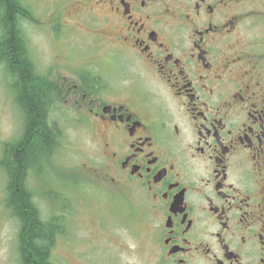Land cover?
Segmentation results:
<instances>
[{
  "label": "flooded vegetation",
  "instance_id": "flooded-vegetation-1",
  "mask_svg": "<svg viewBox=\"0 0 264 264\" xmlns=\"http://www.w3.org/2000/svg\"><path fill=\"white\" fill-rule=\"evenodd\" d=\"M47 1L44 31L94 40L76 68L40 77L48 125L89 136L94 180L74 179L97 200L68 177L47 195L44 263L264 264V0ZM22 19L36 31L33 10ZM8 218L13 261L38 264Z\"/></svg>",
  "mask_w": 264,
  "mask_h": 264
},
{
  "label": "trees",
  "instance_id": "trees-1",
  "mask_svg": "<svg viewBox=\"0 0 264 264\" xmlns=\"http://www.w3.org/2000/svg\"><path fill=\"white\" fill-rule=\"evenodd\" d=\"M24 1L0 0V61L5 64L6 74L12 79L14 101L23 120V134L18 140L5 145L1 162L7 175L5 205L11 217L16 214L21 220L20 241L30 244L38 264H45L52 230L30 201L24 177L25 168L34 156L33 151L37 161L39 150L55 148L58 136L56 129L47 123L44 79L28 56V32L25 36L20 29L22 17L32 18V10ZM35 161H31L32 164L37 163ZM87 168L90 170L83 165L81 177ZM88 172L94 175L93 171ZM68 192L70 198L76 196L75 190Z\"/></svg>",
  "mask_w": 264,
  "mask_h": 264
},
{
  "label": "rangeland",
  "instance_id": "rangeland-1",
  "mask_svg": "<svg viewBox=\"0 0 264 264\" xmlns=\"http://www.w3.org/2000/svg\"><path fill=\"white\" fill-rule=\"evenodd\" d=\"M26 5L33 10L36 17L40 18V23L36 26V31L31 32L28 35L30 42L35 44L32 55L34 57V63H36L37 72L41 75L45 74V71L48 69V66L52 68H56L60 62L62 66H70L72 68H76L75 65L82 62V60L87 57L93 55L95 52L94 47H87L86 44H93V37L91 35H81L76 36L72 29L65 28V34L67 37L61 36L58 39L57 35L62 31L60 25L51 20L54 24L51 27V31H44L43 26L46 24V20L49 18L46 11V5L48 4L47 0H37L36 4L30 3L28 0H25ZM50 8V7H49ZM59 22V21H58ZM96 59V58H95ZM97 62L100 60L96 59ZM61 67H59L60 69ZM57 69V70H59ZM59 74H62L60 71ZM4 78L3 83L0 78V84L2 83V88L0 89V153L1 146L5 141L12 140L18 133L19 128L21 126V118H19V113L14 105L12 93L15 94V91L10 86V82H12L11 77ZM82 134L80 136L76 135H64L61 138V147L53 152V156L55 162L53 160L50 161V154L44 155V160L39 163H35V172L32 170V180L36 182V192L37 194L42 193L44 190L48 189V184L45 180L46 176H50L52 186L59 188V184L51 174L49 167L53 169V172L57 176H66L71 180H76L74 178H78L83 175L80 164H78L77 159L74 155L76 153L81 154L82 160H86L88 153H85L80 148H76L74 146L66 147L67 145H76L78 147L83 146V148L88 152L90 141L88 134L84 133L83 130L80 131ZM65 158H69L70 162L68 164H63L62 161ZM91 164H94V161H89ZM45 167V168H44ZM44 169V171H43ZM88 168L84 171L85 179L94 180V177L91 173H89ZM49 180V179H47ZM5 183L4 176L0 173V195L3 191V186ZM77 184V183H76ZM75 184V185H76ZM87 186L88 189H84ZM80 191L83 195H91L95 192L94 187L88 185L86 183H79ZM45 196H40L39 198L44 200ZM71 198L75 199L76 196H71ZM88 198H92L97 200V195L93 194ZM87 198V199H88ZM104 201H110V197H107ZM116 205L127 209L126 205L123 201H116ZM42 215L45 214V202H42ZM115 215H117L119 220H124L125 216L120 215V210L117 208L115 210ZM14 219L8 218L4 220H0V228L3 230V233L9 236L11 240H15L14 231H15V222ZM88 231L80 234L86 236ZM5 235V236H6ZM133 262V259H130ZM67 264H71V260L69 259Z\"/></svg>",
  "mask_w": 264,
  "mask_h": 264
},
{
  "label": "bare ground",
  "instance_id": "bare-ground-1",
  "mask_svg": "<svg viewBox=\"0 0 264 264\" xmlns=\"http://www.w3.org/2000/svg\"><path fill=\"white\" fill-rule=\"evenodd\" d=\"M88 67V66H87Z\"/></svg>",
  "mask_w": 264,
  "mask_h": 264
}]
</instances>
